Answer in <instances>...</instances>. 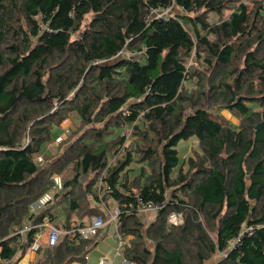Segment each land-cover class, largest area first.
I'll use <instances>...</instances> for the list:
<instances>
[{"label": "trees", "instance_id": "obj_1", "mask_svg": "<svg viewBox=\"0 0 264 264\" xmlns=\"http://www.w3.org/2000/svg\"><path fill=\"white\" fill-rule=\"evenodd\" d=\"M99 193L131 264H264V0H0V264L45 218L108 220ZM138 197L165 208L145 223ZM101 239L41 242L29 264H86Z\"/></svg>", "mask_w": 264, "mask_h": 264}, {"label": "built area", "instance_id": "obj_2", "mask_svg": "<svg viewBox=\"0 0 264 264\" xmlns=\"http://www.w3.org/2000/svg\"><path fill=\"white\" fill-rule=\"evenodd\" d=\"M170 8H167L163 11H155L152 10L151 15L149 16H155V19L162 18L163 16H166V14H169ZM147 16L146 22L149 24L152 19ZM126 51H121L117 56H122L125 55L128 58L136 55L137 52H131L128 53ZM55 180V190L58 191L61 189V181L59 177H54ZM101 189H104L105 191L109 190V186L104 180L101 178L99 182V192ZM53 195L48 194L44 198H42L38 205L37 208L42 207L45 205L48 201L52 200ZM100 201H101V206L105 210V212L108 214L109 218L108 220H105L101 216H93L91 217L89 223L86 226H78L77 224H73L71 228L65 229L63 227H56L49 218H45L41 224V227H44L46 230V241L45 243L49 247H54L60 238L64 235L68 236L69 238H83V239H89L91 237H94L98 234V232L106 227L109 223H113L115 227L117 228V224L120 220V208L116 203L114 202L113 198L110 195H105L102 196L99 193ZM165 203H146L143 201L141 197H138L137 199V207L139 211L143 214H152V215H158L164 208H165ZM167 223L169 227L172 226H180L184 223V218L181 213L177 212H171L168 217H167ZM31 227L26 226L22 231L21 234L23 235L25 232L31 230ZM253 233V229L249 228L246 225H243L239 233L234 237L232 241H230L227 245V247L221 252L223 256L226 255V252L229 248L231 249H236L240 246L242 243V240L244 239L245 236ZM41 234L37 235L35 238V242L32 246L33 251H37L40 248V243H41ZM117 242H118V251L117 255L121 256V249L124 245V241L119 237V234L117 232ZM88 259V257H87ZM124 264H131L126 260H123ZM98 264H115L114 261L110 260L109 258H103L99 261Z\"/></svg>", "mask_w": 264, "mask_h": 264}, {"label": "rangeland", "instance_id": "obj_3", "mask_svg": "<svg viewBox=\"0 0 264 264\" xmlns=\"http://www.w3.org/2000/svg\"><path fill=\"white\" fill-rule=\"evenodd\" d=\"M217 21V14H215V13H211V22H216ZM128 53H131L132 51H127ZM124 57H127V56H125V55H123ZM128 58V57H127ZM224 116L226 117V118H228V119H230L234 124H238L239 122H238V120L235 118V117H233L229 112H226V111H224ZM68 124H69V121H66V122H64L61 126H62V128H66L67 126H68ZM177 150H178V153H179V159H180V163H182L183 162V160H184V158L186 157V156H189V155H191L192 154V152H200V149H199V147H198V141L196 140V138L195 137H191L190 139H188V140H183V141H181V142H179V144L177 145ZM32 210L33 211H35V212H37L36 210V208L35 209H33L32 208ZM147 215V214H146ZM146 215H144L143 216V219H144V221H145V223H147L148 221H147V219H146ZM152 215V214H151ZM148 218H150V217H148ZM110 225H108V226H106V227H104L103 229H102V238L104 239L103 241H102V243L101 244H99V246L100 247H104L105 245H108V244H110L111 242H113V239H115V236H114V234H112V232H111V235H110ZM101 237V236H100ZM116 240V239H115ZM113 244H114V252L115 253H117V251H118V242L117 241H115V242H113ZM111 246V245H110ZM95 251H98V247L96 248V249H94L91 253H90V255L91 256H93V254L95 253ZM106 258V257H105ZM120 258V257H119Z\"/></svg>", "mask_w": 264, "mask_h": 264}, {"label": "crops", "instance_id": "obj_4", "mask_svg": "<svg viewBox=\"0 0 264 264\" xmlns=\"http://www.w3.org/2000/svg\"><path fill=\"white\" fill-rule=\"evenodd\" d=\"M53 193H56L55 187H54V189L52 191V194ZM33 209H34V207H33ZM148 217H150V218H148ZM154 217H155V215H151V214H147L146 215V219H147L148 222H150L151 220H153ZM109 225H110V228H111L110 229V235H111V232H112V234H114L116 240L113 239V242H115V241H117V228L115 227V225L113 223H109ZM46 238H47V236H46V231H45V232H43V234H41V239H40L41 242H45L46 241ZM104 239H101V241H100L99 244H101ZM113 242H111L108 245H105L104 247H100L98 245L97 246L98 247V251H95V253L93 254V256H91L89 254L88 261L86 262V264H98L99 261L101 259L105 258V257L106 258H109L112 261H114L115 264H124V261H123L122 256H119V255H117V253L114 252L115 251L114 250L115 248H114ZM35 253H36L35 251L31 250L29 253H27L26 257L21 261L20 264H29V261L34 258ZM75 264H80V263H75Z\"/></svg>", "mask_w": 264, "mask_h": 264}, {"label": "clouds", "instance_id": "obj_5", "mask_svg": "<svg viewBox=\"0 0 264 264\" xmlns=\"http://www.w3.org/2000/svg\"><path fill=\"white\" fill-rule=\"evenodd\" d=\"M37 203H39V202H37ZM36 204V203H35ZM38 205V204H37ZM33 207H34V209L36 208V209H38L37 208V206L36 205H33ZM109 225V224H108ZM107 226V225H106ZM88 260V259H87Z\"/></svg>", "mask_w": 264, "mask_h": 264}, {"label": "water", "instance_id": "obj_6", "mask_svg": "<svg viewBox=\"0 0 264 264\" xmlns=\"http://www.w3.org/2000/svg\"><path fill=\"white\" fill-rule=\"evenodd\" d=\"M38 203L34 204V205H37Z\"/></svg>", "mask_w": 264, "mask_h": 264}]
</instances>
